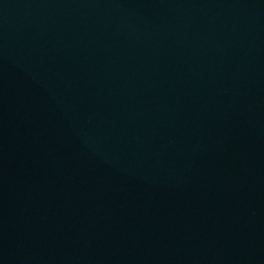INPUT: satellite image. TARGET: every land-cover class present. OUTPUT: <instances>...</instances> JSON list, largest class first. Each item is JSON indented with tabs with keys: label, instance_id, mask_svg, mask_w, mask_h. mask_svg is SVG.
<instances>
[{
	"label": "water",
	"instance_id": "water-1",
	"mask_svg": "<svg viewBox=\"0 0 264 264\" xmlns=\"http://www.w3.org/2000/svg\"><path fill=\"white\" fill-rule=\"evenodd\" d=\"M0 264H264V0H0Z\"/></svg>",
	"mask_w": 264,
	"mask_h": 264
}]
</instances>
